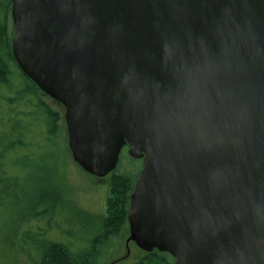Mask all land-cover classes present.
Here are the masks:
<instances>
[{
    "label": "water",
    "instance_id": "1",
    "mask_svg": "<svg viewBox=\"0 0 264 264\" xmlns=\"http://www.w3.org/2000/svg\"><path fill=\"white\" fill-rule=\"evenodd\" d=\"M12 54L87 174L142 161L129 238L264 264V0H11Z\"/></svg>",
    "mask_w": 264,
    "mask_h": 264
},
{
    "label": "trees",
    "instance_id": "2",
    "mask_svg": "<svg viewBox=\"0 0 264 264\" xmlns=\"http://www.w3.org/2000/svg\"><path fill=\"white\" fill-rule=\"evenodd\" d=\"M11 7V0H0V213L5 216L0 264H97L111 239L128 226L130 195L142 161L122 149L108 175L104 214L85 210L53 186L62 116L13 57ZM54 229L63 232L60 239L50 235ZM141 252L134 264L174 261L157 250Z\"/></svg>",
    "mask_w": 264,
    "mask_h": 264
},
{
    "label": "rangeland",
    "instance_id": "3",
    "mask_svg": "<svg viewBox=\"0 0 264 264\" xmlns=\"http://www.w3.org/2000/svg\"><path fill=\"white\" fill-rule=\"evenodd\" d=\"M10 20L8 24L9 35L13 39V27ZM45 99L52 108L59 110L62 116L57 142L59 151L54 161L56 169L53 176V186L65 196L75 199L85 210L91 213L104 214L109 196L110 177L107 175L104 178H97L89 175L74 162L68 148L67 130L63 117L64 110L59 103L48 98ZM125 152L127 153V149L123 151V153ZM126 163L127 161L124 160V163L118 168V173L122 171V167ZM126 170L129 171L128 168ZM4 220L5 216L0 213V227H2ZM62 234L63 232L54 229L50 235L54 239H60ZM128 238L129 228L124 225L120 233L111 239L97 264H134L143 253L134 243L127 242Z\"/></svg>",
    "mask_w": 264,
    "mask_h": 264
}]
</instances>
